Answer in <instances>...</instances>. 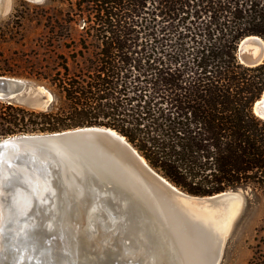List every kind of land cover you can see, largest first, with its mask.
Segmentation results:
<instances>
[{"label":"rangeland","instance_id":"374dc122","mask_svg":"<svg viewBox=\"0 0 264 264\" xmlns=\"http://www.w3.org/2000/svg\"><path fill=\"white\" fill-rule=\"evenodd\" d=\"M212 1L223 16H195ZM235 28L264 45V0H0V76L32 88L31 99H0V140L116 126L184 194L240 193L218 264H264V164H252L264 158V118L254 112L264 55L244 65L239 42L234 57L243 67L228 87L192 83L189 70L201 57L227 64L212 51ZM246 102L253 119L245 117ZM227 158L235 169L229 181Z\"/></svg>","mask_w":264,"mask_h":264},{"label":"water","instance_id":"95a60500","mask_svg":"<svg viewBox=\"0 0 264 264\" xmlns=\"http://www.w3.org/2000/svg\"><path fill=\"white\" fill-rule=\"evenodd\" d=\"M247 37L239 59L254 66L261 59L252 48L264 45ZM31 91L27 81L0 76V99H31ZM256 102L254 112L264 118V97ZM242 200L234 191L184 194L108 127L15 134L0 140V264H168L167 251L174 254L184 234L201 238L207 264H218ZM77 221L90 235L85 244L102 248L103 260L77 253L67 226Z\"/></svg>","mask_w":264,"mask_h":264},{"label":"trees","instance_id":"16d2710c","mask_svg":"<svg viewBox=\"0 0 264 264\" xmlns=\"http://www.w3.org/2000/svg\"><path fill=\"white\" fill-rule=\"evenodd\" d=\"M197 2H203V0H196ZM201 14L208 15L210 18L223 16L225 14V11L223 7L220 4L213 3V1L210 3V5H203L198 9L197 12H195V16L198 17ZM109 17H111V12H109ZM250 32L248 29L240 30L238 28L234 29V32L232 35H230L223 44L220 46L214 47V50L212 53L219 54L217 56L218 58L220 55H224L228 58L227 64L220 65L218 61L215 62L214 65L207 64L203 57L194 59V67L189 68V70L192 72L191 82L196 83V81H208L207 83H213L216 88H218V84L222 83L225 84V87H228L230 82L234 81L233 79L239 70L243 67L241 64H239L238 61H236L234 57V53L236 51L237 45L240 42V40L249 35ZM197 35V34H196ZM195 36V35H194ZM194 36H191L193 38ZM221 48H224V51H221ZM201 52V51H200ZM109 51H107V54ZM160 74H168L167 71H164L163 69L159 71ZM225 78H229L228 84L225 82ZM161 79H165L163 76H161ZM189 83V85L192 87H195V84ZM264 91V90H263ZM167 102V101H166ZM9 107V105H7ZM6 106V107H7ZM244 109L246 110L245 117H249L251 119L254 118L253 113L251 111L250 103L246 102ZM122 115V113H121ZM248 123L249 121H246V118L242 120L241 123ZM118 132L121 133L120 129L116 126H114ZM253 159V158H252ZM253 166H262L261 164H264V158L260 156V158L257 157V159H253ZM227 167L226 168V177L225 179L229 181L230 178H235L234 174L235 169L232 167L233 165V159L227 158ZM258 164V165H257ZM233 184L235 185L236 182L233 181Z\"/></svg>","mask_w":264,"mask_h":264},{"label":"bare ground","instance_id":"6f19581e","mask_svg":"<svg viewBox=\"0 0 264 264\" xmlns=\"http://www.w3.org/2000/svg\"><path fill=\"white\" fill-rule=\"evenodd\" d=\"M249 39V37L244 38L242 41H240L241 43L247 41ZM240 49H241V44H240ZM253 51H256L257 53H259V57L258 61L261 59V57H263L264 52L263 49L260 48V46H254L252 48ZM257 61V62H258ZM261 97H264V91L261 94ZM258 103V100L257 102ZM32 181V179H28L25 178L24 181L29 184V181ZM30 181V184H31ZM23 204H24V210L28 208L29 206V195H27L26 198H23ZM23 214V213H22ZM26 220H22L21 223L19 224L20 228L23 231V226L26 224ZM166 227L170 228L169 224L167 223V221H164ZM14 221L12 222V225L9 228V231L14 232L15 231V226H14ZM68 234H70V236L73 238V240L76 242L77 245V253L80 256H85V257H91L97 260H103L105 258L104 253L101 252L102 248H98L96 251H91V246L85 244V240L84 238L89 235V233L86 231V229L84 228L85 225L82 224L81 222L77 221L74 223H68ZM178 226V225H177ZM15 233V232H14ZM24 233V231H23ZM12 237L14 236H10V238L12 239ZM92 239V238H91ZM178 241L176 242V244L174 245V250L175 253L174 254H170V250L167 251L166 255L169 256V263L168 264H174V262L177 260V262L179 264H207L208 263V256L206 253V247L205 244L203 243V240L201 238H194L193 236H189L187 237L186 234H184L183 236H179L177 237ZM104 240L103 238L101 239V241ZM100 240H98V242H101ZM91 242V241H90ZM97 243V242H95ZM86 249L85 250V247ZM172 253V252H171ZM209 253V252H208ZM64 264H68V263H64Z\"/></svg>","mask_w":264,"mask_h":264}]
</instances>
